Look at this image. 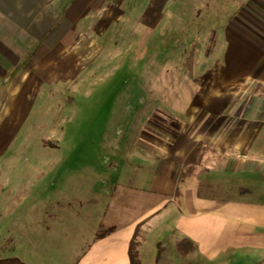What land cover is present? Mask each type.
<instances>
[{
    "label": "crops",
    "instance_id": "crops-1",
    "mask_svg": "<svg viewBox=\"0 0 264 264\" xmlns=\"http://www.w3.org/2000/svg\"><path fill=\"white\" fill-rule=\"evenodd\" d=\"M199 2L225 22L219 43L203 51L213 63L169 79L165 99L175 106L156 110L148 131L160 142L141 140L137 154L153 177L114 186L76 264H131L139 223L140 264L179 256L184 238L195 244L193 264H264V0ZM136 4L0 0V259L17 257L14 244L30 225L49 228L56 208L46 196L61 165L36 158L15 172L27 160L2 154L29 122L39 127L41 98L59 100L62 84L91 80L103 56L117 52ZM176 256L168 264H183Z\"/></svg>",
    "mask_w": 264,
    "mask_h": 264
},
{
    "label": "rangeland",
    "instance_id": "rangeland-1",
    "mask_svg": "<svg viewBox=\"0 0 264 264\" xmlns=\"http://www.w3.org/2000/svg\"><path fill=\"white\" fill-rule=\"evenodd\" d=\"M151 1L134 5L117 52L103 56L105 63L94 68L91 80L62 84L57 101L41 98L34 107L44 111L37 117L39 127L29 122L2 154L27 160L11 166L15 172H27L36 158L61 160L51 176L58 177L54 196H46L56 208L49 228L30 225L27 236L14 244L11 254L26 264H76L89 227L100 221L114 186L143 185L144 178L153 177L137 154L140 142H160L148 131L156 128V110L175 106L165 99L169 79L213 63L205 53L219 43L225 23L218 20L215 6L200 0ZM172 255L160 264L173 261Z\"/></svg>",
    "mask_w": 264,
    "mask_h": 264
},
{
    "label": "trees",
    "instance_id": "trees-1",
    "mask_svg": "<svg viewBox=\"0 0 264 264\" xmlns=\"http://www.w3.org/2000/svg\"><path fill=\"white\" fill-rule=\"evenodd\" d=\"M140 226L141 223L138 224L136 232L130 242L129 255H130L131 264H140V259H139V247L141 245ZM195 249H196L195 244L192 242V240L188 238H184L176 242V251L178 255L182 259H184L183 264H193L192 262L186 259L192 252L195 251ZM0 264H26V263L18 257H10V258L0 259Z\"/></svg>",
    "mask_w": 264,
    "mask_h": 264
}]
</instances>
